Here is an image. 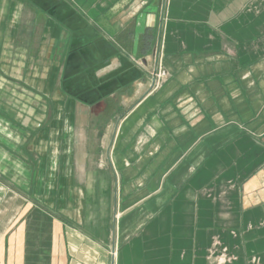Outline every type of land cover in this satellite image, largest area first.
<instances>
[{
	"label": "crops",
	"instance_id": "crops-1",
	"mask_svg": "<svg viewBox=\"0 0 264 264\" xmlns=\"http://www.w3.org/2000/svg\"><path fill=\"white\" fill-rule=\"evenodd\" d=\"M0 264H264V0H0Z\"/></svg>",
	"mask_w": 264,
	"mask_h": 264
},
{
	"label": "built area",
	"instance_id": "built-area-1",
	"mask_svg": "<svg viewBox=\"0 0 264 264\" xmlns=\"http://www.w3.org/2000/svg\"><path fill=\"white\" fill-rule=\"evenodd\" d=\"M167 78V72L165 69L160 65L157 68L156 73L153 76V86L154 88H157L164 82V80Z\"/></svg>",
	"mask_w": 264,
	"mask_h": 264
}]
</instances>
